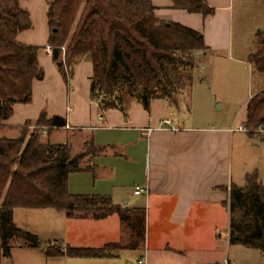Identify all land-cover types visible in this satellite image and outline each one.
Segmentation results:
<instances>
[{"label":"trees","instance_id":"trees-1","mask_svg":"<svg viewBox=\"0 0 264 264\" xmlns=\"http://www.w3.org/2000/svg\"><path fill=\"white\" fill-rule=\"evenodd\" d=\"M22 0H0V129L14 114L17 103H30L33 84L45 76L39 63L40 46L26 44L18 35L30 29V12ZM172 8L207 18L216 13L207 0H171ZM150 0H48L47 44L64 80L70 85L75 68L86 57L92 63L89 94L100 112L127 114L133 102L150 111L154 100L169 106L190 97L195 83L197 53L206 51L205 36L189 26L155 16ZM248 62L264 74V31ZM35 123V130L24 129ZM67 120L49 117L42 110L27 121L17 137L0 134V249L6 257L12 248L41 247L48 257H111L122 248L136 249L145 239V210L116 204L108 194H74L68 189L70 173L93 170L102 151L86 142L74 153L67 142L42 138L46 128H64ZM243 127L249 135L264 131V89L249 100ZM229 242L264 255V184L257 170L243 185L228 189ZM53 208L68 217L105 218L118 214L128 231L126 244L102 247L62 246L44 242L14 222L15 208Z\"/></svg>","mask_w":264,"mask_h":264},{"label":"crops","instance_id":"crops-1","mask_svg":"<svg viewBox=\"0 0 264 264\" xmlns=\"http://www.w3.org/2000/svg\"><path fill=\"white\" fill-rule=\"evenodd\" d=\"M150 1L155 6L154 13L158 19L181 23L206 36L204 25L207 20H185L190 18L188 14L195 13L172 8L171 0ZM207 2L216 11L229 7L226 0ZM20 4L30 12L32 27L21 32L18 39L40 46L38 59L45 76L34 82L30 103L14 106V114L4 121L0 134L17 137L20 128L27 121H35L42 110L49 117L59 115L66 118L67 125L58 129L78 132L83 136L80 141L82 146L92 141L102 149L93 159V170L70 173L69 191L74 194H108L116 204L130 209H144L145 239L136 249L122 248L115 256L100 258L48 257L41 247L15 246L9 257L4 256L0 249V264H140L139 259L143 256L146 257V264H191V257H195L194 264H221L228 257L219 260L209 257L219 246L217 237L220 234L203 230L198 235L195 231L200 229L198 218L223 209L228 216L227 237L230 244L229 210L226 205L228 189L232 183L241 185L233 179L232 165L238 160L241 145L246 140L245 137L235 136V133L247 132L236 131L233 125H224L223 122L185 124L180 121L178 112L164 100L152 101L150 111L133 102L126 115L113 109L100 112L89 94L92 75L90 58L86 57L77 65L69 86L53 60L47 44L48 0H22ZM81 79L82 91L78 93ZM262 85L249 96V100L264 89ZM215 106L219 110L225 108L223 101L217 98ZM213 118L215 120V116ZM165 119L170 120V124L160 127ZM64 142L70 144L71 141ZM123 156L131 163L125 170L121 168ZM253 170L258 171V168ZM247 173L249 171H242L244 182ZM131 179H138L140 183L131 185ZM136 186L145 187L148 192L135 194ZM21 209L25 208L14 209L15 221L16 214L23 211ZM37 211H43L38 212L42 213L41 219L31 230L44 242L64 247H102L110 242L124 245L128 241V231L118 214L96 219L90 216L68 217L64 210L53 208ZM16 224L28 226L19 222Z\"/></svg>","mask_w":264,"mask_h":264},{"label":"rangeland","instance_id":"rangeland-1","mask_svg":"<svg viewBox=\"0 0 264 264\" xmlns=\"http://www.w3.org/2000/svg\"><path fill=\"white\" fill-rule=\"evenodd\" d=\"M226 1L229 3V7L227 9L219 8L208 19L197 13L192 15L185 13L190 16L185 20H207L204 31L209 49L197 53L198 65L194 70L195 83L191 96L183 97L178 104H172L170 107L178 112L180 121L185 124L208 125L223 122L224 125H233L232 127L237 131L243 127L249 96L260 89L262 83V87H264V74L254 70L247 61L248 54L257 50L256 40L264 31V0ZM39 27L42 29V26ZM237 59H243V61L239 62ZM81 76L83 78V73ZM81 91L82 79L77 92ZM215 98L223 101L225 105L223 110H219L218 106H215ZM70 103L73 105L72 102ZM170 112L172 111L170 110ZM25 128L31 131L35 130L36 126L33 123ZM42 130H44L41 132L42 138L50 139L52 142L70 140L69 145L72 147L73 154L83 150L84 146L80 143L83 136L78 135V132L53 129L50 136L45 131L46 128ZM258 132L259 134L253 136L245 132L235 133V136L246 138L245 143L241 145L240 153L237 156L238 160L233 161L232 165L233 179L241 185L244 184L242 171L252 172L255 168H258L259 178L264 184V131ZM129 165L131 163L127 157L123 156L121 168L125 170ZM91 180H93L92 175ZM130 183L131 185L140 183V180L131 179ZM21 210H23L21 213L16 214V221L23 225L27 224L28 228L18 226L32 231L31 229L39 224L41 219L40 214L42 213L38 212L43 211L26 208ZM42 220L44 219L42 218ZM16 221L14 220L15 223H17ZM198 226L199 231H195L198 235H201L203 230L220 234L217 237L219 246L214 248L209 257L219 260L226 256L234 260L235 264H264V255L258 250L228 243V216L225 210L205 213L198 218ZM212 226L214 227L211 230ZM194 260L195 257L190 258L191 264H194Z\"/></svg>","mask_w":264,"mask_h":264},{"label":"built area","instance_id":"built-area-1","mask_svg":"<svg viewBox=\"0 0 264 264\" xmlns=\"http://www.w3.org/2000/svg\"><path fill=\"white\" fill-rule=\"evenodd\" d=\"M48 48L51 49V46H48ZM68 110H70V107H68ZM168 124H170V120L165 119V120L161 121L160 127H165V125H168ZM239 130L247 131V129H245L244 127L239 128ZM147 192H148V189L145 188V187H142V186H136V188L134 190L135 194H144V193H147ZM139 263L140 264H146V257L143 256L142 258H140L139 259ZM221 264H235V263L230 261L228 258H224V260L222 261Z\"/></svg>","mask_w":264,"mask_h":264}]
</instances>
